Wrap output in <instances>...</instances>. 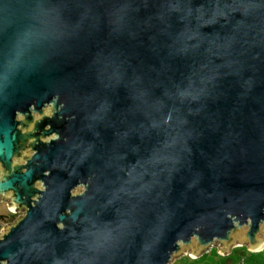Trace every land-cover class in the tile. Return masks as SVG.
<instances>
[{
  "label": "water",
  "instance_id": "1",
  "mask_svg": "<svg viewBox=\"0 0 264 264\" xmlns=\"http://www.w3.org/2000/svg\"><path fill=\"white\" fill-rule=\"evenodd\" d=\"M0 167V264L264 252V0H0Z\"/></svg>",
  "mask_w": 264,
  "mask_h": 264
},
{
  "label": "rangeland",
  "instance_id": "2",
  "mask_svg": "<svg viewBox=\"0 0 264 264\" xmlns=\"http://www.w3.org/2000/svg\"><path fill=\"white\" fill-rule=\"evenodd\" d=\"M9 212L10 211L6 206V203H0V215H8ZM13 216V221H15L18 216H22V213L17 212L13 214ZM12 223L13 222L10 224ZM216 252L217 247H215L210 253L207 252L206 255L198 257V259L195 261L191 260L190 262L187 260L188 257H186L187 259H183L185 257L182 256L178 259H175L171 264H229L230 262V264H264V252L248 251L245 246H243L241 249L236 248L232 250L230 257H221L219 255L215 256L217 254ZM227 258H229L230 261Z\"/></svg>",
  "mask_w": 264,
  "mask_h": 264
},
{
  "label": "built area",
  "instance_id": "3",
  "mask_svg": "<svg viewBox=\"0 0 264 264\" xmlns=\"http://www.w3.org/2000/svg\"><path fill=\"white\" fill-rule=\"evenodd\" d=\"M12 214H14V213H12ZM7 225H10V224H4V225H1L0 226V231L6 226L7 227ZM213 249L215 248V247H212ZM212 248H210L207 252L208 253H210L213 249ZM241 249V248H243V246H236V247H234L233 249H231L230 250V253L227 255V256H221V255H219L217 252V255H219V256H221V257H229V255H231V253H232V250H234V249ZM207 252H205V253H203L200 257H202L203 255H206L207 254ZM184 257L186 258V257H188V259L189 260H192V261H195L196 259H198V258H194V257H192V256H190L189 255V253L188 252H186V254L184 255Z\"/></svg>",
  "mask_w": 264,
  "mask_h": 264
},
{
  "label": "trees",
  "instance_id": "4",
  "mask_svg": "<svg viewBox=\"0 0 264 264\" xmlns=\"http://www.w3.org/2000/svg\"><path fill=\"white\" fill-rule=\"evenodd\" d=\"M13 219H14V216L13 215H9V214L8 215H0V226L1 225H4V224H10L11 222H13ZM215 256H217V254ZM230 256L231 255H229V257ZM183 259H187V258H183ZM227 259H229V258H227ZM187 260H189V259H187ZM189 261L191 262V260H189Z\"/></svg>",
  "mask_w": 264,
  "mask_h": 264
},
{
  "label": "flooded vegetation",
  "instance_id": "5",
  "mask_svg": "<svg viewBox=\"0 0 264 264\" xmlns=\"http://www.w3.org/2000/svg\"><path fill=\"white\" fill-rule=\"evenodd\" d=\"M13 162H15V163H17V164H22V163H24V162H21V161H20L19 159H17V158L14 159ZM0 169L3 171L4 168H1V167H0ZM2 202L6 203V204L8 205V207H9V203H8V201H3V200L0 199V203H2ZM12 212H13V211H12ZM17 212H19V213L21 212V213L23 214V212H22L21 210H16V211L14 212V214L17 213ZM9 215H13V214H12L11 212H9Z\"/></svg>",
  "mask_w": 264,
  "mask_h": 264
},
{
  "label": "crops",
  "instance_id": "6",
  "mask_svg": "<svg viewBox=\"0 0 264 264\" xmlns=\"http://www.w3.org/2000/svg\"><path fill=\"white\" fill-rule=\"evenodd\" d=\"M228 260L230 261V259H228ZM228 263H229V262H228ZM230 263H231V262H230ZM230 263H229V264H230Z\"/></svg>",
  "mask_w": 264,
  "mask_h": 264
}]
</instances>
